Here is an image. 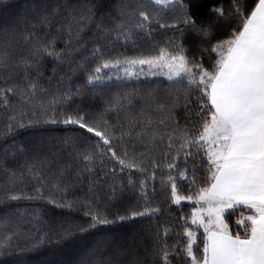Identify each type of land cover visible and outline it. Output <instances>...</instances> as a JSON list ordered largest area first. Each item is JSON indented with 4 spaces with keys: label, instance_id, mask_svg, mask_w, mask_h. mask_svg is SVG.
<instances>
[{
    "label": "snow or ice",
    "instance_id": "6c2138e0",
    "mask_svg": "<svg viewBox=\"0 0 264 264\" xmlns=\"http://www.w3.org/2000/svg\"><path fill=\"white\" fill-rule=\"evenodd\" d=\"M0 14V202L83 210L8 214L0 264H264V0H0ZM113 85L102 110L80 102ZM49 124L69 130L14 139ZM85 183L88 199H66Z\"/></svg>",
    "mask_w": 264,
    "mask_h": 264
},
{
    "label": "trees",
    "instance_id": "16d2710c",
    "mask_svg": "<svg viewBox=\"0 0 264 264\" xmlns=\"http://www.w3.org/2000/svg\"><path fill=\"white\" fill-rule=\"evenodd\" d=\"M14 3L22 4L23 0H13ZM6 22H10V20L6 19L2 14H0V26H3ZM122 52H126L128 55L134 54V49L129 45L127 49H120ZM81 82L83 77L80 78ZM120 88L118 86L113 85L112 87L97 89V95L95 97H86L80 102L86 108H88L92 112H97L103 109L104 107V99L111 96L113 93L119 91ZM68 127L62 124L56 125H43L37 129H32L26 132H21L14 137L16 141H23V140H39L41 138L47 139L49 136L56 137L64 135L68 132ZM13 137H2L0 136V152L4 150V148L8 145H11ZM2 178V177H0ZM0 194H2V189H0ZM59 198V194H57ZM90 194L88 193V186L87 184H78L74 186H70L68 188L66 199L67 200H75V199H88ZM37 208L40 211V215L42 217L41 224L45 221H51L53 219L59 221L62 219H72L78 220L83 216V210L77 205L73 209L67 208H56L51 204H48L47 201H35V202H28V201H18V202H8L3 203L0 202V220H2L5 216L10 213H15L18 209H29ZM115 207L109 208V211H115ZM185 210H188L187 208ZM237 213L236 215H238ZM235 219V216L232 217ZM147 221H130L124 225L115 226L112 235L119 239L121 236H130L134 232L139 233L143 228L147 226ZM101 233L97 232L92 236L88 237L89 242L99 236ZM78 249H71V250H64L63 252H58L55 257L52 256H45V255H37L34 256L33 259L36 261L43 260V259H57L61 261H66L73 259L78 254Z\"/></svg>",
    "mask_w": 264,
    "mask_h": 264
}]
</instances>
